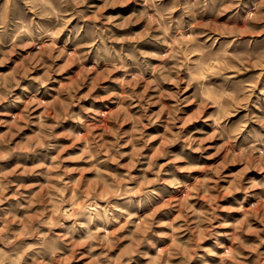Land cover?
I'll use <instances>...</instances> for the list:
<instances>
[{"label":"rangeland","instance_id":"1","mask_svg":"<svg viewBox=\"0 0 264 264\" xmlns=\"http://www.w3.org/2000/svg\"><path fill=\"white\" fill-rule=\"evenodd\" d=\"M0 264H264V0H0Z\"/></svg>","mask_w":264,"mask_h":264}]
</instances>
